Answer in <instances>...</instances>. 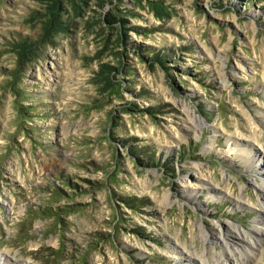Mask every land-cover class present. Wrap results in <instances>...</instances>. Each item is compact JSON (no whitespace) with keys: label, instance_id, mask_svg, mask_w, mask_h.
<instances>
[{"label":"rangeland","instance_id":"1","mask_svg":"<svg viewBox=\"0 0 264 264\" xmlns=\"http://www.w3.org/2000/svg\"><path fill=\"white\" fill-rule=\"evenodd\" d=\"M53 5L0 0L9 262L193 264L225 258L232 228L255 241L264 158L231 144L258 128L264 147V0H58L67 28L45 34ZM21 37L36 42L24 62Z\"/></svg>","mask_w":264,"mask_h":264},{"label":"bare ground","instance_id":"2","mask_svg":"<svg viewBox=\"0 0 264 264\" xmlns=\"http://www.w3.org/2000/svg\"><path fill=\"white\" fill-rule=\"evenodd\" d=\"M262 77L264 81V71L262 72ZM264 86V83L262 84ZM261 112L264 115V109H261ZM248 113V112H247ZM249 114V113H248ZM251 119V118H250ZM190 120V127H187L190 132L194 131L198 125H201L203 121L200 117H198L196 114L191 113L189 115ZM246 129V128H244ZM259 129L255 128L253 131L246 130V132H243V136L239 137H232L235 140H232L231 144V150H236L237 154H243L249 158L255 159V153L259 154V159L264 158V147L262 146L260 149V146L255 147V140H259ZM184 136V135H183ZM240 151V153H238ZM256 151L255 153H253ZM244 155V154H243ZM259 160L257 159V162ZM264 167V162L262 163L261 168ZM202 185H213L210 188L215 189L219 195H222L224 191H221V189H218V185L214 184L212 180L208 179V181H202ZM264 186V183H263ZM202 187L203 186H199ZM237 197V196H236ZM239 197H243L242 194H240ZM238 203H245L246 201L242 198H237ZM258 224L254 225V231L256 232V240H248V244H240V239L245 241L246 233L242 230L237 231L236 229L232 228L230 231L225 233V237H222L221 233H211L215 236V238H223L225 240L224 244V252H225V258L221 259L222 257L217 258H206L204 256L200 257L197 255H193L192 253L189 254L190 263L193 264H260L259 259L263 256L264 253V214L256 220ZM229 224V223H228ZM263 225V226H262ZM230 226V225H229ZM231 227V226H230ZM202 238L204 241L208 240L210 237L203 233ZM212 236V235H211ZM228 238H234L237 242L234 244L230 243ZM221 256V255H220ZM192 260V261H191ZM233 261V263H232ZM0 264H12L9 262L8 257L5 256L4 251H0ZM26 264V263H22Z\"/></svg>","mask_w":264,"mask_h":264},{"label":"trees","instance_id":"3","mask_svg":"<svg viewBox=\"0 0 264 264\" xmlns=\"http://www.w3.org/2000/svg\"><path fill=\"white\" fill-rule=\"evenodd\" d=\"M53 1H54L53 8L58 9V10L54 12L53 16L45 14V16L42 17V27H41L42 33H45V34L50 33L51 35H53L58 29L64 30L66 26L65 22L61 19L62 11L61 9L59 10V8L57 7L58 0H53ZM12 43H13V49L17 52L18 59L23 62H24L25 56L30 54L31 48L36 44L35 40L32 41L30 37H26V38L21 37L20 39H16ZM106 67L108 69L116 68L115 66H112V65H106ZM102 71L103 73H106V74L110 73V70L107 71L106 69H103ZM104 77H106V80L110 79L109 76L105 75L103 76V78Z\"/></svg>","mask_w":264,"mask_h":264}]
</instances>
